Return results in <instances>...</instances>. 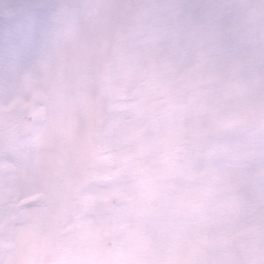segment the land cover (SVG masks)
<instances>
[{"label":"snow or ice","instance_id":"obj_1","mask_svg":"<svg viewBox=\"0 0 264 264\" xmlns=\"http://www.w3.org/2000/svg\"><path fill=\"white\" fill-rule=\"evenodd\" d=\"M72 7L0 77V264H264V0Z\"/></svg>","mask_w":264,"mask_h":264},{"label":"clouds","instance_id":"obj_2","mask_svg":"<svg viewBox=\"0 0 264 264\" xmlns=\"http://www.w3.org/2000/svg\"><path fill=\"white\" fill-rule=\"evenodd\" d=\"M74 0H49V2L37 6L24 4L20 6L18 20L30 18L37 7H40L48 19L46 30L39 36L36 51L31 55L32 63L23 61L24 47L16 39H9L0 49V77L6 80L9 77L19 79L25 71L34 73L40 65L53 59L64 52L71 44L74 34L79 31L75 19V9L72 7ZM22 32L25 41L30 40L35 33L32 23H23Z\"/></svg>","mask_w":264,"mask_h":264},{"label":"rangeland","instance_id":"obj_3","mask_svg":"<svg viewBox=\"0 0 264 264\" xmlns=\"http://www.w3.org/2000/svg\"><path fill=\"white\" fill-rule=\"evenodd\" d=\"M3 8L0 7V49L3 48L5 42L9 39H16L21 42L24 47L23 59H28L36 51L37 42L40 33L46 29L45 13L37 7L34 15L30 18L18 20L20 6L24 4L43 5L49 0H3ZM23 23H32L37 26L36 32L30 40L25 41L22 32Z\"/></svg>","mask_w":264,"mask_h":264},{"label":"flooded vegetation","instance_id":"obj_4","mask_svg":"<svg viewBox=\"0 0 264 264\" xmlns=\"http://www.w3.org/2000/svg\"><path fill=\"white\" fill-rule=\"evenodd\" d=\"M4 1L3 0H0V6H1V3H3Z\"/></svg>","mask_w":264,"mask_h":264}]
</instances>
